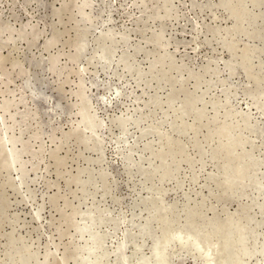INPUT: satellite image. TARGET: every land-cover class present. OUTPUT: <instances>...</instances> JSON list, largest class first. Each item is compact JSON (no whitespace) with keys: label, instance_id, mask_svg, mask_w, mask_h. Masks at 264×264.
<instances>
[{"label":"rangeland","instance_id":"374dc122","mask_svg":"<svg viewBox=\"0 0 264 264\" xmlns=\"http://www.w3.org/2000/svg\"><path fill=\"white\" fill-rule=\"evenodd\" d=\"M167 2L0 0V264L154 262L152 236L133 256L152 217V235L252 228L263 252L245 260L264 264V0ZM240 154L257 162L246 187ZM84 218L101 237L91 256ZM165 253L205 261L177 240Z\"/></svg>","mask_w":264,"mask_h":264},{"label":"bare ground","instance_id":"6f19581e","mask_svg":"<svg viewBox=\"0 0 264 264\" xmlns=\"http://www.w3.org/2000/svg\"><path fill=\"white\" fill-rule=\"evenodd\" d=\"M153 1H156V0H153ZM161 1H164L166 4H169V2H167L168 0H161ZM156 4V6H157V2H155ZM165 3H162L161 5H165ZM194 3V2H193ZM192 3V4H193ZM196 3V2H195ZM195 3H194V5H195ZM159 4V3H158ZM170 5V4H169ZM148 6V5H147ZM146 5H144V8H145V10H146V8H148ZM154 7L155 8V10H156V8H157V11H159V9H161V8H163V7H161V8H158V7H160L159 5L157 6V7ZM152 8V7H151ZM150 8V15H149V17H150V19L152 18H158L159 19V17H166V15H165V13H163V15L164 16H161V15H158L157 13H156V15L157 16H159V17H157V16H155V11H153L154 10V8H152L151 9ZM167 8V7H166ZM166 8L164 9V10H166ZM171 8V7H170ZM169 8H167V10H168ZM171 10V9H170ZM156 11V12H157ZM169 11V10H168ZM169 13V12H168ZM167 14V13H166ZM153 16V17H152ZM149 19V18H148ZM147 19V20H148ZM142 20V17L140 16L138 19H137V22H139V21H141ZM161 20V19H160ZM141 23H143L142 21H141ZM161 24H163L162 22H160ZM160 24V26H161V28H160V30H159V32L158 33H160V34H154V36L155 35H158V37L159 38H156V36H155V38H156V41H153V42H157V41H159L158 39H160V36H161V34H162V32H163V30H164V26L165 25H163V27H162V25ZM161 29H162V31H161ZM215 29V28H214ZM161 31V32H160ZM122 37H124V36H122ZM121 37V38H122ZM152 37H153V35H152ZM125 39V37L123 38V39H121V40H124ZM124 42H125V40H124ZM156 44V43H155ZM156 45H158V44H156ZM159 46V45H158ZM82 46L80 45V47L79 48H81ZM164 48V47H163ZM82 49V48H81ZM104 49V48H103ZM79 50V49H78ZM77 50V51H78ZM102 50V49H101ZM104 51H107V49L105 50L104 49ZM78 53H79V51H78ZM105 53V52H104ZM103 52L101 53L102 54V57L104 58L105 56L107 57V55H105ZM104 55V56H103ZM162 57H163V59L164 60H162V61H164L165 62V60L167 61V63L170 65V64H173L172 62L173 61H171V57H172V55L171 54H168L166 51L164 52V54L162 53V54H160ZM100 56V55H99ZM125 56H127L126 54H122L121 56H120V58H119V60L122 62V61H125V67H126V64H129L128 63V59H127V62H126V57ZM160 56V57H161ZM102 57H100V58H102ZM158 58V60H160V59H162V57L161 58ZM156 60V59H155ZM124 63V62H123ZM163 63V62H162ZM129 66L131 67V65L129 64ZM128 65H127V68L129 67ZM153 66V65H152ZM151 66V67H152ZM155 66V65H154ZM153 66V67H154ZM153 67H152V69H153ZM170 67H176V69H182V68H180L181 66H179L178 68H177V66H175L174 64H173V66H170ZM151 69V68H150ZM152 71V70H151ZM181 72V71H180ZM191 73V72H190ZM82 102V101H81ZM188 104V103H187ZM185 106H187V105H185ZM190 106V105H189ZM188 107V106H187ZM10 108V107H9ZM190 108V107H189ZM83 112V111H82ZM86 112V111H85ZM83 115H84V113H83ZM247 115V114H246ZM85 116V115H84ZM247 117H249V116H245V120L247 121L248 120V118ZM88 118V117H87ZM124 119H122L121 117L120 118H118V119H116L117 120V122H119V123H121V122H124V120H127L128 119V117H127V119L125 118V117H123ZM89 119H91V118H89ZM114 119V120H115ZM85 121V120H84ZM128 121V120H127ZM126 121V122H127ZM95 123V122H94ZM84 124V123H83ZM122 124V123H121ZM124 124H125V122H124ZM249 124V123H248ZM89 125V124H88ZM92 125V124H91ZM97 127V126H96ZM90 129V128H89ZM93 129V128H92ZM95 130V129H94ZM6 132V131H5ZM93 132V131H92ZM95 132V131H94ZM6 135V134H5ZM13 137V136H12ZM231 137L232 136H230V140H231ZM234 139H235V136L233 137ZM17 140V139H16ZM229 140V139H228ZM229 140V141H230ZM7 141H9L10 142V144H11V146H13V144H14V142H16L15 141V138H11V137H9L8 139H7ZM6 141V142H7ZM235 140H233V142H234ZM20 142V141H19ZM232 142V143H233ZM235 142H237L238 143V139L235 141ZM234 142V144H236V146H238L237 145V143H235ZM18 143V142H17ZM240 143V142H239ZM238 143V144H239ZM233 145V144H232ZM10 146V147H11ZM231 146V145H230ZM234 146V145H233ZM17 148V147H16ZM15 148V149H16ZM21 148V147H20ZM15 149H13V148H11L10 149V154L9 155H11V158H12V161H15L17 158H18V156H19V151H17V150H15ZM230 150L231 149H229V151L228 152H230ZM233 150V149H232ZM231 150V151H232ZM21 151V150H20ZM21 153V152H20ZM231 153V152H230ZM240 159H241V163L239 164L238 163V161H236L239 165H241V166H238V164H236L240 169H238V167H237V171H236V173H238V174H236V173H234L233 172V174L232 175H234V174H236V175H234V177L236 178L235 180L233 179V181H235V182H240V181H243L244 182V187H246V186H249V185H252L253 184V181H252V177H251V173L253 172V168L257 165V162L255 161V160H251V161H249V162H246V161H242V159H243V157H244V155L243 154H240L239 156H238ZM257 159V158H256ZM11 160V159H10ZM235 160H236V158H235ZM239 160V159H238ZM243 160H245V159H243ZM235 162V163H236ZM235 165V166H236ZM243 167V168H242ZM235 168V167H234ZM254 169H256V168H254ZM235 170H236V168H235ZM244 171V173H242L243 171ZM232 175H230L231 177H232ZM245 175V176H244ZM248 181V182H247ZM241 187V186H240ZM239 188V186L237 187V189ZM203 202H201L200 204H199V209H197V210H194V209H192L191 211H193V214H197L196 216L198 217V215L199 216H201L200 214L202 213L201 212V210L203 209L202 207L204 206L203 204H202ZM259 204V203H258ZM201 209V210H200ZM97 211V210H96ZM190 211V212H191ZM91 212V211H90ZM92 212H94V211H92ZM92 212H91V214H92ZM201 212V213H200ZM246 212V211H245ZM97 213H98V211H97ZM90 214V215H91ZM98 214H100V213H98ZM102 214V213H101ZM100 214V215H101ZM188 212H187V216H188ZM86 215H89V213L88 214H86ZM89 215V216H90ZM190 215H192V214H189V217H190ZM85 216V215H84ZM99 215H97V217L96 216H94L95 218H100V217H98ZM92 217V216H91ZM93 217V218H94ZM192 217V216H191ZM102 218V217H101ZM100 218V219H101ZM149 218V217H148ZM147 218V219H148ZM172 218H174V219H172ZM192 218H195V217H192ZM82 219V218H81ZM84 219H86V218H84ZM83 219V220H84ZM89 219V218H88ZM88 219H86V220H88ZM100 219H98L99 220V222L101 221ZM170 219H171V222H176L175 221V217L174 216H172V217H170ZM85 220V221H86ZM91 220V218L89 219V221ZM97 220V219H96ZM96 220H95V222H96ZM193 220V219H192ZM103 221V220H102ZM152 221H153V217H152V219L150 218L148 221H146L143 225H141V226H139V231H138V233H137V235H139V236H141V238H143L142 239V241H141V243H139V244H137L136 246H135V249H134V252H133V256H137L138 257V255H137V253L139 252L138 250H139V248L143 245L142 243H144L143 241H145L146 239V237H149V236H152V247H151V254H152V258H153V261L154 262H152L151 260H150V258L148 257V256H145V257H142L141 255V257L139 258V259H137V263L136 264H169V256H168V254H166L165 253V249H166V247L167 246H169V244H171V242L174 240H177V241H179V242H185V243H189V244H191L192 246H194V247H196L197 249H199V250H202L203 251V254H204V263L203 264H247V261L245 260L246 258H249V257H252L251 255H254V253H258V252H260V251H262L263 252V248L260 246V247H258L257 245H256V243H254L253 245H251L250 243H248V240L251 238V236H253L254 235V232H253V229L252 228H249V230H247V232H248V234L247 235H243V234H240V232H244L246 229H247V227L246 226H244V228H242V231H239V230H237V232L235 233V231H234V229L233 230H231V232H226V234H225V236H223L222 237V235H221V233L220 232H218V231H215L214 229H212L211 228V226H208V227H205L206 228V230H205V228H203L202 230H201V232L199 233V232H194V231H192V230H190V229H188V226H187V228L185 227L186 226V224H182V225H179L178 226V224H177V226L178 227H176L175 225V227H173V228H176L175 229V232H173V230H171L173 233H171V234H168V233H166V229L168 228V226H166V227H161V229H159V231L161 232L160 234H154V235H152L153 234V232H154V230H153V226H152ZM98 222V223H99ZM178 222V221H177ZM189 222V221H188ZM82 223V222H81ZM90 224L88 225H85V227L83 228V224H82V230L84 231H88L89 232V239H90V245H89V247L88 248H86V249H88V255H90L91 253H93V251L95 250V249H101L100 248V246H101V237L99 236V234L97 235L95 232H93L91 229H92V227H93V225L95 224L94 223V220L92 219L90 222H89ZM179 223V222H178ZM84 224H86V222H84ZM139 225V224H138ZM232 225V224H231ZM235 226V225H234ZM239 226H241V225H239ZM80 227V226H79ZM96 227V226H95ZM249 227V226H248ZM234 228V227H233ZM236 228V227H235ZM187 229V230H186ZM168 230V229H167ZM82 231V232H83ZM97 231V230H96ZM169 231V230H168ZM167 231V232H168ZM200 231V230H199ZM81 232V233H82ZM170 232V231H169ZM206 233H209V236L210 235H213V236H215V240H216V237H217V241H215L216 243L214 244V247L212 246L213 244H212V242H213V240H212V236L210 237V239L212 240V242L211 241H209V237H207V235H206ZM234 234H237L236 236L234 235ZM136 235V234H135ZM239 235V236H238ZM207 237V238H206ZM231 237V238H230ZM242 237H244L243 238V240H242V244H239L240 242H241V238ZM205 238V240L207 239L208 241H209V244H210V246L209 247H205V246H203L202 245V240ZM220 238H226L227 239V242H229L230 240L229 239H231V241L235 244V248H237L238 249V252H239V250H243V254L240 256L239 254V257L237 256V254H236V256L231 252V251H227L226 250V248H227V244H229V243H227V244H223V243H221V242H219V239ZM204 240V242H206ZM211 242V243H210ZM142 244V245H141ZM204 245H205V243H203ZM208 244V245H209ZM249 244H250V246H249ZM87 244H86V246H88ZM233 244H230V247L232 246ZM85 246V247H86ZM206 246H207V244H206ZM211 246H212V248H211ZM84 247V248H85ZM234 248V247H233ZM80 251H81V249H80ZM87 251V250H86ZM241 252V251H240ZM87 253V252H86ZM98 253V252H97ZM95 254V253H94ZM98 254H100V253H98ZM98 254H96L97 256H99ZM103 254V253H102ZM92 255V254H91ZM90 255V256H91ZM167 255V256H166ZM102 256L103 255H100L99 257H94L93 258V260L91 261V264H101L103 261H102ZM105 256H107L106 255V252H105ZM132 257V256H131ZM90 258V257H89ZM106 258V257H105ZM84 259V258H83ZM133 259H135L134 257H133ZM136 260V259H135ZM84 262V261H83ZM89 262V261H88ZM105 262H106V260H105ZM104 262V263H105ZM107 263V262H106ZM105 263V264H106ZM86 264V263H85Z\"/></svg>","mask_w":264,"mask_h":264}]
</instances>
